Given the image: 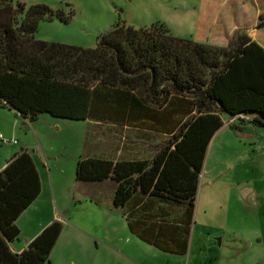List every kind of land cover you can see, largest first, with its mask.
Listing matches in <instances>:
<instances>
[{"label": "trees", "instance_id": "trees-1", "mask_svg": "<svg viewBox=\"0 0 264 264\" xmlns=\"http://www.w3.org/2000/svg\"><path fill=\"white\" fill-rule=\"evenodd\" d=\"M72 15L44 3L25 10L20 1L0 0V107L28 120L47 113L164 135L150 158L79 157L75 178L113 180L112 206L125 213L143 197L184 206L188 234L206 150L223 125L221 116L264 127V48L245 29L217 46L155 24L116 25L94 48L34 38L41 20L69 23ZM40 191L35 163L22 149L0 169V264L50 261L60 221H51L20 252L9 246L20 234L16 219ZM127 220L134 235L161 248L139 230V221Z\"/></svg>", "mask_w": 264, "mask_h": 264}, {"label": "rangeland", "instance_id": "rangeland-1", "mask_svg": "<svg viewBox=\"0 0 264 264\" xmlns=\"http://www.w3.org/2000/svg\"><path fill=\"white\" fill-rule=\"evenodd\" d=\"M16 1L22 2L25 10L33 4L44 3L52 9L73 12L69 23L58 19L41 20L34 38L84 48L96 47L98 38L116 25L139 29L155 24L168 28L176 37H192L201 13L221 6L230 14L233 6L231 2L223 3L224 0H208L207 3L204 0ZM260 22L264 35L263 19ZM221 117L223 125L214 141L208 144L199 176L193 230L208 233L213 238L216 251L211 264H264V127L237 121L236 129L228 115ZM129 131L136 130L53 117L47 113L35 120H23L14 111L0 107V135L7 141L0 139V168L15 153L27 150L37 171L40 169L47 180L36 202L46 208L50 202L63 217L68 215V209L88 219L95 215L88 203L93 189L89 182L76 180V160L93 155L106 157L108 154H100L91 144L106 134ZM158 136L153 141L156 145L166 140L164 135ZM155 148L153 150L157 151L159 147ZM146 151L150 154L152 148ZM54 196L62 210L54 205ZM256 237L262 240L257 242ZM82 257L85 258L81 261L89 260L87 255ZM179 258L172 264L184 262Z\"/></svg>", "mask_w": 264, "mask_h": 264}, {"label": "crops", "instance_id": "crops-1", "mask_svg": "<svg viewBox=\"0 0 264 264\" xmlns=\"http://www.w3.org/2000/svg\"><path fill=\"white\" fill-rule=\"evenodd\" d=\"M225 2L233 4L231 15L221 6L203 11L204 13L198 17L194 36L181 38L226 46L237 29H245L247 35L264 48V35L261 34L259 27L260 20L264 21V0H224L223 3ZM217 133L218 131L212 136L211 141H214ZM158 135L161 134L156 132L142 134L138 131L115 135L109 133L98 137V141L90 146L100 154L105 152L108 155L88 157L115 161L150 158L155 152L153 148L160 146L153 142ZM149 147L152 148L150 154L146 151ZM38 173L41 183V194L38 197H41L47 180L40 169ZM89 187L93 191L88 203L95 215L84 219L67 209L68 217H63L50 202L48 208L42 207L36 202L37 197L16 219V225L20 229L18 238L21 235L22 237L10 242V249L13 252H20L51 221L57 220L63 227L50 253V261L46 264H87V261L88 264H172L173 261L180 259L179 257L184 259V262L179 264H211L209 262L216 251L213 238L208 233H195L192 225L193 214L189 233L185 232L183 227L188 218L184 206L143 197L136 203L132 202L125 213L124 210L112 206L111 199L115 188L113 180L89 182ZM54 201L57 209L62 210L55 196ZM128 218L139 221V230L159 242L161 248L148 244L134 235L128 227ZM261 240V237H256L257 242ZM83 255H87L89 260L81 261V258L82 260L85 258Z\"/></svg>", "mask_w": 264, "mask_h": 264}, {"label": "built area", "instance_id": "built-area-1", "mask_svg": "<svg viewBox=\"0 0 264 264\" xmlns=\"http://www.w3.org/2000/svg\"><path fill=\"white\" fill-rule=\"evenodd\" d=\"M233 120H234V119L232 118V119H231V122H233ZM0 139H1V141L4 142V143L7 142L6 140L3 139V137H2L1 135H0ZM12 143L15 144L16 141H15V140H12Z\"/></svg>", "mask_w": 264, "mask_h": 264}]
</instances>
